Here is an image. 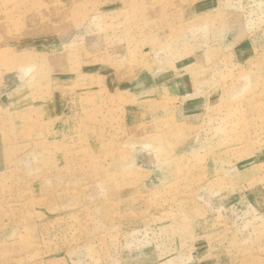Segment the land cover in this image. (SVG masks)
<instances>
[{
	"label": "rangeland",
	"instance_id": "rangeland-1",
	"mask_svg": "<svg viewBox=\"0 0 264 264\" xmlns=\"http://www.w3.org/2000/svg\"><path fill=\"white\" fill-rule=\"evenodd\" d=\"M0 264H264V0H0Z\"/></svg>",
	"mask_w": 264,
	"mask_h": 264
}]
</instances>
